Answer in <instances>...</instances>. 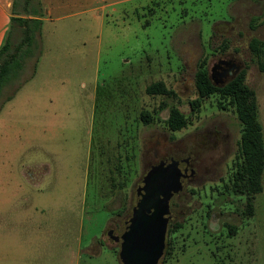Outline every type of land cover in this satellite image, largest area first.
<instances>
[{
    "label": "rangeland",
    "instance_id": "obj_1",
    "mask_svg": "<svg viewBox=\"0 0 264 264\" xmlns=\"http://www.w3.org/2000/svg\"><path fill=\"white\" fill-rule=\"evenodd\" d=\"M12 2L40 25L33 55L0 92V264H121L111 238L165 148L189 156L195 178L171 201L157 264H264V170L244 218L243 200L224 191L241 124L216 95L189 107L199 62L211 76L231 59L255 92L264 139V0ZM157 81L177 98L146 94ZM171 107L187 118L177 132L165 123Z\"/></svg>",
    "mask_w": 264,
    "mask_h": 264
},
{
    "label": "trees",
    "instance_id": "obj_2",
    "mask_svg": "<svg viewBox=\"0 0 264 264\" xmlns=\"http://www.w3.org/2000/svg\"><path fill=\"white\" fill-rule=\"evenodd\" d=\"M31 18H13L21 28L22 39L12 48L7 36L0 48V92L1 89L16 79L24 62L33 55L34 42L40 21L32 13ZM261 42L255 38L249 41L248 47L258 60L262 57ZM205 60L199 62L194 74L196 99L189 102L191 112L199 110L201 102L212 95L219 98L218 105L233 109L241 124L238 142V153L235 156L232 173L224 185L225 193L243 200L241 216L251 218L254 214V196L262 192V175L264 170L263 128L259 121L258 105L255 92L245 83L246 71L241 70L230 82L222 87H215L208 77ZM264 72V61L259 63ZM145 93L176 99V93L168 89L162 81L153 82L145 87ZM141 120L148 124L152 119L146 112L141 113ZM169 131L177 132L185 128L187 118L176 108L171 107L165 120ZM234 228L229 227V236H233Z\"/></svg>",
    "mask_w": 264,
    "mask_h": 264
},
{
    "label": "water",
    "instance_id": "obj_3",
    "mask_svg": "<svg viewBox=\"0 0 264 264\" xmlns=\"http://www.w3.org/2000/svg\"><path fill=\"white\" fill-rule=\"evenodd\" d=\"M229 69L240 71L235 64H230ZM208 77L212 82L211 76ZM213 85L218 87L215 83ZM186 165L184 161L159 165L143 179L144 185L136 190L131 217L125 222L119 237L118 257L121 264H157L163 256L169 200L183 189L184 180L189 177L184 172ZM115 240L112 238L113 242Z\"/></svg>",
    "mask_w": 264,
    "mask_h": 264
},
{
    "label": "flooded vegetation",
    "instance_id": "obj_4",
    "mask_svg": "<svg viewBox=\"0 0 264 264\" xmlns=\"http://www.w3.org/2000/svg\"><path fill=\"white\" fill-rule=\"evenodd\" d=\"M219 62L220 63H218L217 65H215V67L212 69L213 74L211 75V78L214 80L213 82L218 85V87H222V86L226 85L228 82H230L241 70L239 72H236L234 69H232V70L229 69L230 64H235L236 65L235 61H233L231 59L226 60V61L221 60ZM226 62H228L230 64L225 65ZM236 66H238V65H236ZM168 153H169V149L168 148L167 149L165 148L164 155L166 157L164 156V158L160 162L153 163V165H152L153 169L156 166H159V165H164V164H169V163H178L180 161H184V162H187V165H186V168H185V171L184 172L185 173L187 172L189 174V177H187L184 181H191L192 179L195 178V176L191 172V169H192V166H193L192 164L193 163H192V159H190L189 156H180L178 158L177 157L176 158H173V157H167ZM190 173H192V175ZM173 198H174V196L169 200V219H168V224H169V222L171 221V218H172V214H171V201H172ZM131 214H132V211H131ZM130 217H131V215H130ZM120 236H114V237H112L113 239L116 238V240L114 241L115 243H118L119 244V237ZM112 238H111V240H112Z\"/></svg>",
    "mask_w": 264,
    "mask_h": 264
},
{
    "label": "crops",
    "instance_id": "obj_5",
    "mask_svg": "<svg viewBox=\"0 0 264 264\" xmlns=\"http://www.w3.org/2000/svg\"><path fill=\"white\" fill-rule=\"evenodd\" d=\"M40 2V0H39ZM12 0H0V48L5 42V39L13 35L12 31L15 30L13 18H31L29 15H19L17 12L12 11Z\"/></svg>",
    "mask_w": 264,
    "mask_h": 264
}]
</instances>
